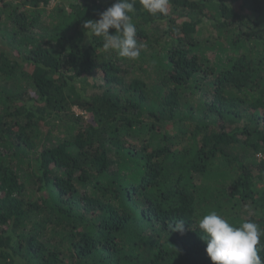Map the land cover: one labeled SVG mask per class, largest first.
Wrapping results in <instances>:
<instances>
[{
    "label": "trees",
    "instance_id": "16d2710c",
    "mask_svg": "<svg viewBox=\"0 0 264 264\" xmlns=\"http://www.w3.org/2000/svg\"><path fill=\"white\" fill-rule=\"evenodd\" d=\"M50 2L0 0V264H212L203 216L264 229V0H136V60L83 27L116 0Z\"/></svg>",
    "mask_w": 264,
    "mask_h": 264
},
{
    "label": "clouds",
    "instance_id": "9594fccd",
    "mask_svg": "<svg viewBox=\"0 0 264 264\" xmlns=\"http://www.w3.org/2000/svg\"><path fill=\"white\" fill-rule=\"evenodd\" d=\"M136 0H116L99 14L98 20H85L84 29L103 38V48L115 51L119 57L136 60L143 44L136 39V26L128 13L135 11ZM144 10L152 15H167L169 0H139ZM114 29L111 34L109 29ZM170 231L184 232L183 221L169 225ZM199 229L206 240V253L212 264H264L260 255V241L264 229L245 220L239 226L229 223L215 211L199 220Z\"/></svg>",
    "mask_w": 264,
    "mask_h": 264
},
{
    "label": "rangeland",
    "instance_id": "374dc122",
    "mask_svg": "<svg viewBox=\"0 0 264 264\" xmlns=\"http://www.w3.org/2000/svg\"><path fill=\"white\" fill-rule=\"evenodd\" d=\"M100 1H110V0H100ZM57 2V0H51V2L49 3V6H53L55 3ZM89 83H91V80H88ZM75 111L79 112V110H77L76 108H73Z\"/></svg>",
    "mask_w": 264,
    "mask_h": 264
}]
</instances>
